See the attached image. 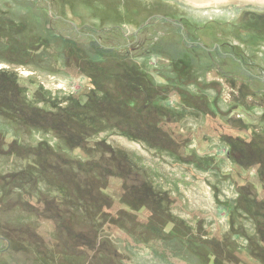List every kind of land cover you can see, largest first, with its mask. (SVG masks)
<instances>
[{"label": "rangeland", "instance_id": "1", "mask_svg": "<svg viewBox=\"0 0 264 264\" xmlns=\"http://www.w3.org/2000/svg\"><path fill=\"white\" fill-rule=\"evenodd\" d=\"M202 3L0 0V264H264V0Z\"/></svg>", "mask_w": 264, "mask_h": 264}, {"label": "flooded vegetation", "instance_id": "2", "mask_svg": "<svg viewBox=\"0 0 264 264\" xmlns=\"http://www.w3.org/2000/svg\"><path fill=\"white\" fill-rule=\"evenodd\" d=\"M54 16L56 17V19H55L56 22L63 24V26L69 27L73 31H77V32L80 31V29L77 28V26L74 22L68 21L64 17L57 15V14H55ZM159 16H161V15L153 16L150 19V23H149L150 28L153 29L155 24L165 25L166 28L161 33H163L166 36H170V37L171 36L176 37V38L179 37V40H180V43L182 46H185L189 49H203L205 52L210 53V55L218 52L221 56H224V57L230 59L231 61H234L235 63H239V64L242 63L241 62L242 61L241 55H240L241 56L240 61L237 59V57L234 56L236 54V48H235L236 45H232L228 42H225L222 38H217V39H221L220 43H213V44H211V49L210 48L207 49L206 47H204L201 43H199L197 41L194 34H189V32L187 30H185V27L179 22V19L174 18L173 16H169L170 19L166 18L165 16H161L163 19L166 18V20H163L162 18H159ZM149 26H148V28H149ZM159 27L161 28V26H159ZM159 27L156 26V28H159ZM87 29L92 33H93V31H95L96 33H99L101 31V29L96 30V29L88 28V27H87ZM138 30H142V28H139ZM105 32L106 31L104 30L101 33H105ZM138 36H139L138 32L136 33V35H133L132 43H136L135 41H136ZM95 38L93 37L92 39H94L100 45V43L98 42L100 39H98V38L95 39ZM119 48H122V47H119ZM119 48L114 47V48H110V49H119ZM222 49H225V52L222 53ZM218 75L221 78L223 77L224 79L233 80L232 78L231 79L228 78L226 74L220 73ZM253 77L255 79H260L259 77H256L255 75ZM263 80L264 79H261V81H263Z\"/></svg>", "mask_w": 264, "mask_h": 264}, {"label": "bare ground", "instance_id": "3", "mask_svg": "<svg viewBox=\"0 0 264 264\" xmlns=\"http://www.w3.org/2000/svg\"><path fill=\"white\" fill-rule=\"evenodd\" d=\"M184 2L186 3H190V2H193V3H197V4H200L201 2H203L202 4H205V3H209L210 1L213 2V1H218V0H183ZM42 6V5H41ZM200 6V5H199ZM60 27V26H59ZM66 32V31H65ZM105 43V42H104Z\"/></svg>", "mask_w": 264, "mask_h": 264}, {"label": "water", "instance_id": "4", "mask_svg": "<svg viewBox=\"0 0 264 264\" xmlns=\"http://www.w3.org/2000/svg\"><path fill=\"white\" fill-rule=\"evenodd\" d=\"M159 18H162L161 16H159ZM163 19V18H162ZM163 20H166V18H164ZM149 21H147L146 23H144V26H146L148 24ZM142 28V27H141Z\"/></svg>", "mask_w": 264, "mask_h": 264}, {"label": "trees", "instance_id": "5", "mask_svg": "<svg viewBox=\"0 0 264 264\" xmlns=\"http://www.w3.org/2000/svg\"><path fill=\"white\" fill-rule=\"evenodd\" d=\"M117 54H118V52L117 51H115Z\"/></svg>", "mask_w": 264, "mask_h": 264}]
</instances>
